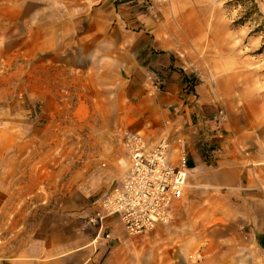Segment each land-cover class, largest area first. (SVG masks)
Masks as SVG:
<instances>
[{
	"label": "crops",
	"instance_id": "0c3cea01",
	"mask_svg": "<svg viewBox=\"0 0 264 264\" xmlns=\"http://www.w3.org/2000/svg\"><path fill=\"white\" fill-rule=\"evenodd\" d=\"M144 4L0 0V60L36 59L37 80L24 92L29 106L40 103L33 120L0 122V264H139L140 250L125 245L118 218H108L98 234L88 224L93 205L76 200L77 171L64 170L68 181H60L53 119L61 77L89 100L94 87L134 99L131 114L121 113L114 126L132 124L131 132L150 144L167 138L172 163L183 144L187 184L172 220L197 234L210 224H234L264 264V115L251 107L250 118L242 112L240 118L231 101L201 80L189 95L184 86L191 68L162 38L171 27L155 23ZM82 102L74 122L87 125L91 105L87 97ZM218 111L224 113L219 131Z\"/></svg>",
	"mask_w": 264,
	"mask_h": 264
},
{
	"label": "rangeland",
	"instance_id": "374dc122",
	"mask_svg": "<svg viewBox=\"0 0 264 264\" xmlns=\"http://www.w3.org/2000/svg\"><path fill=\"white\" fill-rule=\"evenodd\" d=\"M142 1L153 10L155 23L171 27L162 38L171 42L173 52L197 75L198 82L216 88L221 99L231 101L239 115L242 112L243 119L250 118L251 107L264 115V0ZM0 57H4L1 49ZM49 72L52 82L51 68ZM37 73L36 59L23 64L19 59L0 60V122L36 118L40 103L34 101V108L28 105L24 86L36 82ZM69 84L61 77L59 109L53 119L60 181H68V174L64 175L68 168L77 171L76 200L92 207L124 173L121 138L134 127L114 124L121 113L131 114L134 99L117 97L110 88L100 94L94 87L89 100L74 93ZM86 97L91 105L89 123H75L73 110ZM193 229L188 232L171 219L146 233L127 235L125 245L140 250L139 264H260L252 252L254 243L247 235L235 234L234 224L221 228L210 224L205 234L192 233Z\"/></svg>",
	"mask_w": 264,
	"mask_h": 264
},
{
	"label": "built area",
	"instance_id": "2783aa9c",
	"mask_svg": "<svg viewBox=\"0 0 264 264\" xmlns=\"http://www.w3.org/2000/svg\"><path fill=\"white\" fill-rule=\"evenodd\" d=\"M196 77H188L184 86L191 96L195 95ZM152 83L157 86L156 82ZM216 116L219 131L224 113L218 111ZM121 140L125 152L124 173L95 199L86 220L96 227L98 234L104 222L115 217L127 235L136 236L171 221L173 205L181 199L187 184L186 154L182 144L174 164L169 159L167 138L150 144L142 134L127 131ZM177 141L181 143V139Z\"/></svg>",
	"mask_w": 264,
	"mask_h": 264
}]
</instances>
